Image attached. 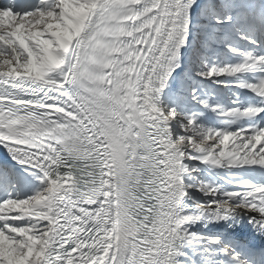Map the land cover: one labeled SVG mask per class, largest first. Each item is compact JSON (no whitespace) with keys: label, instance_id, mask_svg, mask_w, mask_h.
<instances>
[{"label":"snow or ice","instance_id":"6c2138e0","mask_svg":"<svg viewBox=\"0 0 264 264\" xmlns=\"http://www.w3.org/2000/svg\"><path fill=\"white\" fill-rule=\"evenodd\" d=\"M0 264H264V0H0Z\"/></svg>","mask_w":264,"mask_h":264}]
</instances>
